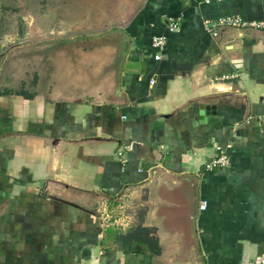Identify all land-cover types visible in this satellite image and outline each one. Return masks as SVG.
<instances>
[{"label": "crops", "instance_id": "1", "mask_svg": "<svg viewBox=\"0 0 264 264\" xmlns=\"http://www.w3.org/2000/svg\"><path fill=\"white\" fill-rule=\"evenodd\" d=\"M131 2L86 49L54 39L73 42L70 54L35 55L31 86L13 84L0 39V264H252L264 253V30L206 27L264 20V0ZM156 36L167 39L159 59ZM219 146L231 163L209 168ZM138 226L160 254L120 245Z\"/></svg>", "mask_w": 264, "mask_h": 264}, {"label": "rangeland", "instance_id": "2", "mask_svg": "<svg viewBox=\"0 0 264 264\" xmlns=\"http://www.w3.org/2000/svg\"><path fill=\"white\" fill-rule=\"evenodd\" d=\"M131 1L0 0V39L4 41L2 55L4 67L14 71L13 84L21 87L30 81L31 86L34 75L30 72L35 68V55L44 62L49 59L51 46L58 42L54 39H61V35L64 38L74 37L72 41L79 45L75 48L81 51L86 49L81 41L123 24L131 16ZM38 42L40 50L36 52L35 44ZM70 44L61 43L58 48L53 46V50L58 55L70 54ZM25 75L28 80H21L26 78Z\"/></svg>", "mask_w": 264, "mask_h": 264}, {"label": "built area", "instance_id": "3", "mask_svg": "<svg viewBox=\"0 0 264 264\" xmlns=\"http://www.w3.org/2000/svg\"><path fill=\"white\" fill-rule=\"evenodd\" d=\"M209 1V0H208ZM216 1H226V0H216ZM170 30L174 31L179 28V21L177 18L170 17L168 20ZM220 26H229V27H237V28H245V27H254L258 29L264 30V20H253L247 21L243 19L240 15H227L224 16L217 21L211 22L209 20L206 21V27L212 32L214 36L218 35V31L216 28ZM167 43V39L164 36H156L153 39V45L157 49L158 53L155 55L156 59L160 58L161 51L165 48ZM259 120L261 123H264V114L259 116ZM218 155L212 160L208 161L207 166L209 168L215 167H227L230 165V156L225 150V148L219 146L218 147ZM207 202L203 201L201 205V209H206ZM252 264H264V253L256 255L253 258Z\"/></svg>", "mask_w": 264, "mask_h": 264}, {"label": "trees", "instance_id": "4", "mask_svg": "<svg viewBox=\"0 0 264 264\" xmlns=\"http://www.w3.org/2000/svg\"><path fill=\"white\" fill-rule=\"evenodd\" d=\"M151 232V229L147 227L138 226L128 233L119 235L117 241L120 242V245L126 250L139 249L141 245H145L150 251L160 254L161 247L159 245L158 237L155 233ZM133 244L136 245L135 248L132 247Z\"/></svg>", "mask_w": 264, "mask_h": 264}, {"label": "water", "instance_id": "5", "mask_svg": "<svg viewBox=\"0 0 264 264\" xmlns=\"http://www.w3.org/2000/svg\"><path fill=\"white\" fill-rule=\"evenodd\" d=\"M205 112H206L205 110H202V111H201V115H204Z\"/></svg>", "mask_w": 264, "mask_h": 264}]
</instances>
